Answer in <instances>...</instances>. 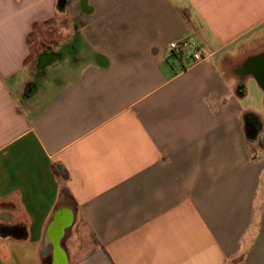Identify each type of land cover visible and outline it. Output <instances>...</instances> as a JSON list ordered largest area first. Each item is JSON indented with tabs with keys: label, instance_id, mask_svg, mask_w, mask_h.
<instances>
[{
	"label": "crops",
	"instance_id": "crops-1",
	"mask_svg": "<svg viewBox=\"0 0 264 264\" xmlns=\"http://www.w3.org/2000/svg\"><path fill=\"white\" fill-rule=\"evenodd\" d=\"M263 52L264 0H0V264H264Z\"/></svg>",
	"mask_w": 264,
	"mask_h": 264
},
{
	"label": "rangeland",
	"instance_id": "rangeland-1",
	"mask_svg": "<svg viewBox=\"0 0 264 264\" xmlns=\"http://www.w3.org/2000/svg\"><path fill=\"white\" fill-rule=\"evenodd\" d=\"M71 58V56H69ZM62 64H53L43 70L45 74H54L57 72V66ZM59 71V70H58ZM245 79V78H244ZM246 94L240 98V104L264 120L263 96L257 82L252 78H246L244 81ZM260 140L264 143V131L260 134Z\"/></svg>",
	"mask_w": 264,
	"mask_h": 264
},
{
	"label": "built area",
	"instance_id": "built-area-1",
	"mask_svg": "<svg viewBox=\"0 0 264 264\" xmlns=\"http://www.w3.org/2000/svg\"><path fill=\"white\" fill-rule=\"evenodd\" d=\"M188 48V43L184 40L172 41L169 44V50L173 53L179 54L184 52ZM210 54L205 52L201 47H197L196 50L192 53L191 57L194 63H199L209 59Z\"/></svg>",
	"mask_w": 264,
	"mask_h": 264
},
{
	"label": "trees",
	"instance_id": "trees-1",
	"mask_svg": "<svg viewBox=\"0 0 264 264\" xmlns=\"http://www.w3.org/2000/svg\"><path fill=\"white\" fill-rule=\"evenodd\" d=\"M27 232L23 224L4 225L0 224V237L14 240H24Z\"/></svg>",
	"mask_w": 264,
	"mask_h": 264
},
{
	"label": "flooded vegetation",
	"instance_id": "flooded-vegetation-1",
	"mask_svg": "<svg viewBox=\"0 0 264 264\" xmlns=\"http://www.w3.org/2000/svg\"><path fill=\"white\" fill-rule=\"evenodd\" d=\"M256 57H254L251 60L245 62L243 65L238 66L237 71H238V73L241 74V76H243L244 73H246V72H250L254 68V61H255L254 59ZM254 120H255L254 118H248L247 119V127H248V130H249L250 133H254V131L257 129V126H256L257 122L254 121Z\"/></svg>",
	"mask_w": 264,
	"mask_h": 264
},
{
	"label": "water",
	"instance_id": "water-1",
	"mask_svg": "<svg viewBox=\"0 0 264 264\" xmlns=\"http://www.w3.org/2000/svg\"><path fill=\"white\" fill-rule=\"evenodd\" d=\"M254 60V68L250 73L254 74L256 82L264 88V53L257 56Z\"/></svg>",
	"mask_w": 264,
	"mask_h": 264
}]
</instances>
